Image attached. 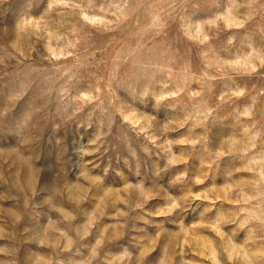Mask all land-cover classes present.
<instances>
[{"label":"rangeland","instance_id":"obj_1","mask_svg":"<svg viewBox=\"0 0 264 264\" xmlns=\"http://www.w3.org/2000/svg\"><path fill=\"white\" fill-rule=\"evenodd\" d=\"M0 264H264V0H0Z\"/></svg>","mask_w":264,"mask_h":264}]
</instances>
